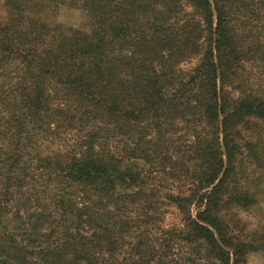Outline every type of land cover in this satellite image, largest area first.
I'll use <instances>...</instances> for the list:
<instances>
[{"label":"trees","instance_id":"16d2710c","mask_svg":"<svg viewBox=\"0 0 264 264\" xmlns=\"http://www.w3.org/2000/svg\"><path fill=\"white\" fill-rule=\"evenodd\" d=\"M33 1L77 7L86 27L43 22ZM258 4L4 0L0 264H246L264 249L234 228L255 203L243 146L258 154L239 126L264 119V88L241 74L263 38L237 22Z\"/></svg>","mask_w":264,"mask_h":264},{"label":"rangeland","instance_id":"374dc122","mask_svg":"<svg viewBox=\"0 0 264 264\" xmlns=\"http://www.w3.org/2000/svg\"><path fill=\"white\" fill-rule=\"evenodd\" d=\"M3 2L4 0H0V19L5 15ZM29 9L31 15L48 24L60 23L65 27L73 28L86 27L84 15L77 7L66 4L55 6L46 2L33 1L29 4ZM254 12L249 17L248 25L245 22V17H242L237 23L242 26L253 27L260 33L258 36L263 38V44L259 47H262L261 51L264 52V6L256 5ZM238 28L242 37L248 33L246 27L245 29ZM260 58L256 57L254 61L244 63L241 74L247 78L246 83L262 90L264 88V59ZM239 129L243 138L242 142H246L244 144L247 147V142H250L254 151L258 153L256 154L258 158L250 151L249 147L247 149L243 146V164L247 168L245 174H250L245 179L244 184L255 197V203L247 206L246 209L237 210L234 214V218L237 220L236 223L234 222V228L238 230L237 232L241 234L242 238H255L257 239H254L255 243H258V239H264V119L252 116L245 119ZM251 171L253 175H251ZM170 211L165 215V223L168 225L177 224L179 222L177 211L175 209H170ZM246 264H264V249L249 252L246 257Z\"/></svg>","mask_w":264,"mask_h":264}]
</instances>
